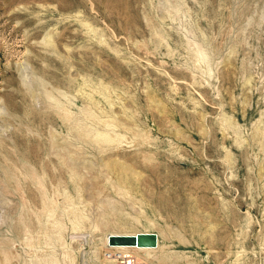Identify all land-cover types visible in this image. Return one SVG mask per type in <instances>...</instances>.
I'll return each mask as SVG.
<instances>
[{
	"label": "rangeland",
	"instance_id": "obj_1",
	"mask_svg": "<svg viewBox=\"0 0 264 264\" xmlns=\"http://www.w3.org/2000/svg\"><path fill=\"white\" fill-rule=\"evenodd\" d=\"M138 233L264 264V0H0V264Z\"/></svg>",
	"mask_w": 264,
	"mask_h": 264
},
{
	"label": "water",
	"instance_id": "obj_2",
	"mask_svg": "<svg viewBox=\"0 0 264 264\" xmlns=\"http://www.w3.org/2000/svg\"><path fill=\"white\" fill-rule=\"evenodd\" d=\"M109 245L156 248L158 246V236L154 233H138L136 236H110Z\"/></svg>",
	"mask_w": 264,
	"mask_h": 264
},
{
	"label": "bare ground",
	"instance_id": "obj_3",
	"mask_svg": "<svg viewBox=\"0 0 264 264\" xmlns=\"http://www.w3.org/2000/svg\"><path fill=\"white\" fill-rule=\"evenodd\" d=\"M136 235H131V236H136ZM108 247H109L110 250L115 251V253H111L110 256L107 257V259L111 260L112 258H114V259L117 258V259H115V261H117L118 264L120 263L121 260L124 261V263H127L126 260L128 258H136V257H133L130 254L131 250H136V251H140V252H150V251H154L153 248L127 246V245H121V246H117V247H110V246H108ZM114 259L112 261H114ZM136 260L138 262L140 261V259H138V258H136Z\"/></svg>",
	"mask_w": 264,
	"mask_h": 264
},
{
	"label": "built area",
	"instance_id": "obj_4",
	"mask_svg": "<svg viewBox=\"0 0 264 264\" xmlns=\"http://www.w3.org/2000/svg\"><path fill=\"white\" fill-rule=\"evenodd\" d=\"M126 261H127V263H124V261L121 260L119 264H150V263L144 262V261L138 262L136 260V258H128Z\"/></svg>",
	"mask_w": 264,
	"mask_h": 264
}]
</instances>
